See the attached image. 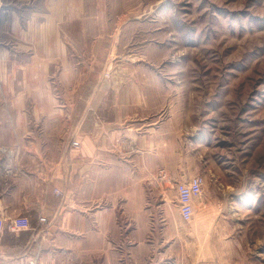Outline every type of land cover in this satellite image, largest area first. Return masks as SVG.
Returning a JSON list of instances; mask_svg holds the SVG:
<instances>
[{"label": "crops", "instance_id": "crops-1", "mask_svg": "<svg viewBox=\"0 0 264 264\" xmlns=\"http://www.w3.org/2000/svg\"><path fill=\"white\" fill-rule=\"evenodd\" d=\"M26 38L0 59V73L15 68L0 77L14 79L15 94L0 93L22 103L1 110L10 122L0 139L20 152L0 160V183L12 177L0 214L23 227L4 238L27 247L17 264H225L215 237L229 221L210 192L193 199L191 220L181 214L177 183L204 176L206 159L199 124L169 99L166 80L117 55L120 44L101 30Z\"/></svg>", "mask_w": 264, "mask_h": 264}, {"label": "rangeland", "instance_id": "rangeland-1", "mask_svg": "<svg viewBox=\"0 0 264 264\" xmlns=\"http://www.w3.org/2000/svg\"><path fill=\"white\" fill-rule=\"evenodd\" d=\"M0 11V59L2 48L29 41L31 30H101L120 44L117 55L126 51L146 74L161 75L169 99L176 96L178 108L199 124L203 188L214 213L229 221L215 247L221 250L223 240L225 264H264V0H0ZM8 65L1 78H14ZM2 85L15 94L14 79L0 82V92ZM2 95L0 139L10 122L1 110L22 105ZM19 153L0 141V160ZM3 181L0 189L12 177ZM0 215V252L17 264L27 247L4 235L23 227L14 230L16 220Z\"/></svg>", "mask_w": 264, "mask_h": 264}, {"label": "built area", "instance_id": "built-area-1", "mask_svg": "<svg viewBox=\"0 0 264 264\" xmlns=\"http://www.w3.org/2000/svg\"><path fill=\"white\" fill-rule=\"evenodd\" d=\"M0 20H1V11H0ZM72 144L74 146H79V142L77 140H73ZM8 172H12L11 169ZM205 183V179L202 175H197L191 178L188 181H181L177 183V191H178V200L180 203V210L183 218L185 220H191L194 213L193 199L197 196L202 195L203 193V185ZM55 193L57 195H62L63 192L60 189H55ZM3 216L0 215V224L2 225ZM39 222L42 225H47L49 223V218L47 216H40ZM19 225V223L12 222V227L15 230Z\"/></svg>", "mask_w": 264, "mask_h": 264}]
</instances>
